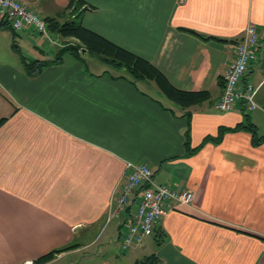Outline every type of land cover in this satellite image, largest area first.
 <instances>
[{"label":"crops","instance_id":"1","mask_svg":"<svg viewBox=\"0 0 264 264\" xmlns=\"http://www.w3.org/2000/svg\"><path fill=\"white\" fill-rule=\"evenodd\" d=\"M19 1L44 18L69 3ZM85 4L86 27L148 60L174 87L210 96L183 109L155 80L134 82L98 54L59 60L76 39L0 26V264H33L72 244L44 264H132L151 253L162 264H264V139L233 130L248 119L264 136V0ZM249 22L260 40L243 83L257 88L259 107L239 101L220 111L224 74ZM22 57L50 64L28 76ZM128 162L147 164L157 183L191 190L193 201L121 251L134 207L105 219ZM94 245L88 261L75 260Z\"/></svg>","mask_w":264,"mask_h":264},{"label":"built area","instance_id":"2","mask_svg":"<svg viewBox=\"0 0 264 264\" xmlns=\"http://www.w3.org/2000/svg\"><path fill=\"white\" fill-rule=\"evenodd\" d=\"M0 20L9 23L13 30L21 31L33 27L41 34H47L46 19L19 0H0ZM259 32L255 23L249 22L236 48L234 61L224 74V90L216 102L220 111H229L243 101L248 111L259 107L256 101L257 88L244 84L243 77L250 63L256 58L259 46ZM152 169L147 164L128 162L122 180L111 200L106 224L127 214L130 219L121 238V247L128 251L144 243L154 233L161 218L179 204L193 201L191 190H177L166 183H157ZM135 204V206L133 205Z\"/></svg>","mask_w":264,"mask_h":264},{"label":"trees","instance_id":"3","mask_svg":"<svg viewBox=\"0 0 264 264\" xmlns=\"http://www.w3.org/2000/svg\"><path fill=\"white\" fill-rule=\"evenodd\" d=\"M88 8L89 7L85 4V0H69L65 10L59 13L57 17L46 18L47 28L51 33L77 40V42L69 43L59 50V54L57 55L59 60L63 59V54L65 52H70L76 58L81 57L82 51L84 50L86 52L98 54L110 65L124 70L125 74L129 76V79L132 78L134 82L148 78L155 80L160 89L183 109L203 102L209 98L210 95L208 91H185L174 87L167 77L148 60L121 47L102 34L86 27L83 24L82 17ZM67 14L68 18H66ZM60 17H65L66 19L62 20ZM0 26L13 30L9 23L3 20H0ZM192 32L205 38L196 31ZM22 60L28 76L39 74L45 66L50 64L49 61L44 60L28 61L24 57H22ZM246 116L247 118L249 117L248 115ZM3 120L4 119L0 120V125ZM241 128L249 129L250 132H252L256 143H259L264 139V136H259L257 127L248 119L236 128H233V130H239ZM215 140L219 139L215 138ZM77 246L78 244H72L63 248L54 249L35 259L33 264H44L52 260L56 254L76 248ZM132 264H162V261L158 254L151 253L135 260Z\"/></svg>","mask_w":264,"mask_h":264},{"label":"rangeland","instance_id":"4","mask_svg":"<svg viewBox=\"0 0 264 264\" xmlns=\"http://www.w3.org/2000/svg\"><path fill=\"white\" fill-rule=\"evenodd\" d=\"M62 12V11H61ZM62 20H65L66 18L65 17H60ZM46 19V18H45ZM68 57H69V55H68ZM70 59V58H69ZM94 62H95V58H92L91 59V63L94 65ZM97 63V66L98 67H102V66H106V65H103V64H101L100 62H96ZM108 69H110L111 71H113L112 69L113 68H111V67H108V66H106ZM145 87V86H144ZM108 214V213H107ZM107 218V217H106ZM114 220V219H113ZM119 220V219H118ZM105 221H106V219H105ZM98 246L100 247V245H94L93 247H91V248H89V250H86V251H84V252H80L78 255H75V260L77 259L79 262L81 261V260H83V262L85 263L86 261H88L89 260V256H88V251L89 252H98L97 250H98ZM115 248L116 249H118V247L117 246H115ZM120 248H121V251H124L123 249H122V247H121V241H120ZM109 252H111V250L109 251ZM121 255V257H123L124 255H125V253H121L120 254Z\"/></svg>","mask_w":264,"mask_h":264}]
</instances>
